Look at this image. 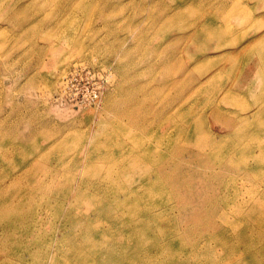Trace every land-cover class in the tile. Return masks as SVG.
Here are the masks:
<instances>
[{
    "label": "rangeland",
    "instance_id": "obj_1",
    "mask_svg": "<svg viewBox=\"0 0 264 264\" xmlns=\"http://www.w3.org/2000/svg\"><path fill=\"white\" fill-rule=\"evenodd\" d=\"M0 264H264V0H0Z\"/></svg>",
    "mask_w": 264,
    "mask_h": 264
},
{
    "label": "built area",
    "instance_id": "obj_2",
    "mask_svg": "<svg viewBox=\"0 0 264 264\" xmlns=\"http://www.w3.org/2000/svg\"><path fill=\"white\" fill-rule=\"evenodd\" d=\"M88 67H73L62 78L59 99L74 105H91L96 103L107 77Z\"/></svg>",
    "mask_w": 264,
    "mask_h": 264
},
{
    "label": "bare ground",
    "instance_id": "obj_3",
    "mask_svg": "<svg viewBox=\"0 0 264 264\" xmlns=\"http://www.w3.org/2000/svg\"><path fill=\"white\" fill-rule=\"evenodd\" d=\"M259 125V124H258ZM258 208V207H257ZM259 212V211H258ZM263 221V220H262ZM16 259V258H15ZM17 259H21L19 256L17 257Z\"/></svg>",
    "mask_w": 264,
    "mask_h": 264
}]
</instances>
